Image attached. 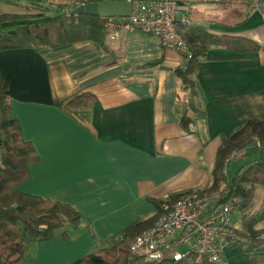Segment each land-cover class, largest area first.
Returning a JSON list of instances; mask_svg holds the SVG:
<instances>
[{
    "label": "crops",
    "instance_id": "crops-1",
    "mask_svg": "<svg viewBox=\"0 0 264 264\" xmlns=\"http://www.w3.org/2000/svg\"><path fill=\"white\" fill-rule=\"evenodd\" d=\"M178 1L193 25L248 37L262 48L242 53L209 48L196 63L190 97L175 75L185 67L184 57L138 30L117 39L107 35L102 46L89 39L59 49L0 51L11 117L37 154L28 179L17 189L67 203L81 214L67 238L29 242L26 264H71L105 247L128 225L153 218L156 201L208 187L222 139L249 120H264V3ZM231 2L242 16H228ZM85 92L95 94L88 109L63 108ZM188 98L193 110L184 128L180 111ZM247 160L240 154L231 159V172ZM262 210L264 185H257L252 212ZM233 212L232 221L239 223L240 209ZM254 229L262 230L263 248H248L237 237L225 246L218 264H264V218Z\"/></svg>",
    "mask_w": 264,
    "mask_h": 264
},
{
    "label": "trees",
    "instance_id": "trees-1",
    "mask_svg": "<svg viewBox=\"0 0 264 264\" xmlns=\"http://www.w3.org/2000/svg\"><path fill=\"white\" fill-rule=\"evenodd\" d=\"M38 13L20 15L0 13V51L32 48L36 51L59 49L72 43L93 40L102 46L108 31L105 18L85 14L71 15L70 11L81 3L101 0H68L51 3L47 0H30ZM50 12V13H49ZM34 19L35 21L14 22ZM38 19H41L38 21ZM184 37L191 51L183 69L175 75L181 88L189 97L196 87L195 66L203 60L212 46H221L236 52L258 51L261 44L244 36L214 34L206 27L192 25L185 30ZM149 62L147 65H152ZM6 86L0 76V264H26L27 244L36 240H50L68 237L69 228H77L81 214L71 205L59 201L23 193L17 187L28 179V167L37 160L33 145L21 135L19 123L11 117V107L7 102ZM95 100L93 92H85L69 99L63 108L69 110L88 109ZM192 109L188 98L180 111V123L186 128L190 120L187 115ZM232 152L248 158L234 174L228 172L226 159ZM264 185V120H249L243 128L229 137H224L217 148L210 185L200 193L224 192L222 200L236 198L240 209V230L236 235L248 248H263L260 243L262 230L254 229L264 218V210L252 212L254 189ZM182 193L171 195L167 200L156 201L160 205L173 201ZM157 215L148 221L134 222L125 227L118 237L110 240L108 247L88 253L71 264H126L130 241L135 235L153 225ZM133 264H153L141 258ZM157 264H211L206 261L184 259L164 260Z\"/></svg>",
    "mask_w": 264,
    "mask_h": 264
},
{
    "label": "built area",
    "instance_id": "built-area-1",
    "mask_svg": "<svg viewBox=\"0 0 264 264\" xmlns=\"http://www.w3.org/2000/svg\"><path fill=\"white\" fill-rule=\"evenodd\" d=\"M131 1L132 10L128 17L105 18V27L111 39L138 30L154 35L163 48L177 50L185 60L191 57L184 33L193 21L186 14L185 5L178 0ZM245 1L255 6L264 3V0ZM2 2L4 0H0V4ZM237 155L238 152H232L226 159V165ZM224 192L211 195L192 190L173 201L163 202L153 225L130 241L126 264H133L139 258L153 264L184 259L220 263L225 246L238 237L236 231L241 228L231 219L238 200L229 198L223 201Z\"/></svg>",
    "mask_w": 264,
    "mask_h": 264
},
{
    "label": "water",
    "instance_id": "water-1",
    "mask_svg": "<svg viewBox=\"0 0 264 264\" xmlns=\"http://www.w3.org/2000/svg\"><path fill=\"white\" fill-rule=\"evenodd\" d=\"M132 10L131 0H101L79 4L71 11V15L85 14L89 16L128 17Z\"/></svg>",
    "mask_w": 264,
    "mask_h": 264
},
{
    "label": "rangeland",
    "instance_id": "rangeland-1",
    "mask_svg": "<svg viewBox=\"0 0 264 264\" xmlns=\"http://www.w3.org/2000/svg\"><path fill=\"white\" fill-rule=\"evenodd\" d=\"M14 2L13 3H11V4H9V5H7L6 7L5 6H0V10H12V11H15V12H18V14H20V15H30V14H35V13H38L39 12V10H36L34 7H33V5H31V1L30 0H13ZM65 1H68V0H57V1H52L51 2V0H47L46 2L48 3V2H51V3H63V2H65ZM243 1H245V0H243ZM245 2H248V1H245ZM245 5L246 6V8H247V6H248V4L247 3H240V5ZM231 5H233V2H231V3H228L227 4V14H228V16H232V17H240V16H242V13L241 14H239L238 15V13L237 12H234V10H232V6ZM248 9V8H247ZM50 13V12H49ZM17 14V13H16ZM41 19H38V21H40ZM26 21H31V22H33V21H35L34 19H24V20H17V21H12V22H10V23H14V22H26ZM241 162V160L239 159V161H238V163H240ZM231 163V162H230ZM230 163L228 164V172L230 173V174H233V172H231L232 170H231V165H230ZM211 195H212V193H210ZM237 208V207H236ZM235 208V209H236ZM157 215V214H156ZM233 215L236 217V216H238L239 214H238V212H236V211H234L233 212ZM156 219H157V217H156ZM156 219H155V221H156ZM154 221V222H155ZM111 243L109 242L105 247H108L109 245H110ZM191 258V257H190Z\"/></svg>",
    "mask_w": 264,
    "mask_h": 264
}]
</instances>
